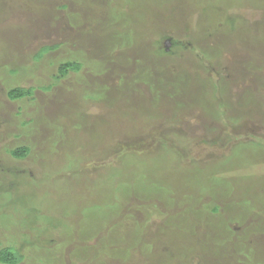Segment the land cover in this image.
Here are the masks:
<instances>
[{
	"label": "rangeland",
	"instance_id": "rangeland-1",
	"mask_svg": "<svg viewBox=\"0 0 264 264\" xmlns=\"http://www.w3.org/2000/svg\"><path fill=\"white\" fill-rule=\"evenodd\" d=\"M124 18L128 28L122 26ZM131 19L143 37L135 32L123 41L117 34L131 33ZM54 44L61 46L34 59L42 46ZM97 44L103 52L93 51ZM262 55L264 0H0V223L4 213L23 217L22 207L12 202L17 199L47 206L44 211L52 216L49 227H42L45 233L36 237V230L27 231L45 249L13 241L26 255L19 264H153L158 256L141 248L143 240L158 253V241L170 252L175 240L186 246V254L194 253L197 264H264V200L246 206L236 190L226 188L194 201L183 196L184 187L169 202L160 192L155 197L127 194V185L114 186L122 175L133 180L138 170H169V163L176 176L216 169L226 178L248 175L264 182ZM78 58L80 73L55 80L59 62ZM178 75L182 85L174 86ZM187 81L191 100L180 109ZM14 86L35 89L13 101L7 93ZM109 86L118 101L114 104L80 98L87 89ZM158 94L167 116L146 132L127 134L125 127L133 123L123 118L125 113L146 109ZM177 105L181 112L175 115ZM75 119L82 122L79 129L64 125ZM64 127L70 137L59 146L71 151L66 158L50 152ZM22 145L31 146L30 155L11 157L8 150ZM234 151L240 155L220 162ZM128 152L137 157L122 165ZM112 169L119 175L113 177ZM189 173L190 180L205 181L202 170ZM110 184L108 204L117 202L121 209L102 222L106 209L97 203H103L99 199ZM89 191L96 205L86 200ZM214 203L224 214L200 209ZM35 226L41 229L40 223ZM186 228L189 236L183 235ZM6 231L0 232V248L9 244ZM218 240L232 242L219 245ZM242 241L249 248L240 250ZM120 248L123 256L129 252L127 259L116 256ZM158 255L157 264L167 263L164 254Z\"/></svg>",
	"mask_w": 264,
	"mask_h": 264
},
{
	"label": "trees",
	"instance_id": "trees-1",
	"mask_svg": "<svg viewBox=\"0 0 264 264\" xmlns=\"http://www.w3.org/2000/svg\"><path fill=\"white\" fill-rule=\"evenodd\" d=\"M128 20L126 18H124V24H122V26H124V27L127 26V28H128V25L126 24V21H128ZM140 20H142V19H140ZM131 22H133V24H132V28L130 29V31H131V33H133V35H131V33L129 34V32L126 34V31L124 32L125 34H122V33H120V34L118 33L117 34V36L121 37L123 39V41L126 40L127 38H130L131 36H134L135 32H136L137 35H139V34L141 35V33H140L141 31L139 32V30H142V29L140 27H139L140 29L138 28L139 24L138 23L135 24V22L132 21V19H131ZM133 25H135V26L133 27ZM129 26H130V24H129ZM109 37H112V35L109 34ZM140 37H143V36L141 35ZM113 44H116V43H113ZM60 46H61L60 44L44 45L35 54L34 59L35 60H41L42 58H44L46 56V54H48V53H50L52 51H56ZM96 46H95V48H93L94 49L93 51H96L97 48H100V50L102 52L104 51V48L100 47L99 44H97ZM106 47H108V45H106ZM104 54H106V52ZM263 58H264V56H263ZM263 62L264 61H262V63ZM182 67H183V65H182ZM82 68H83V63L80 62L79 58H78V60H76V59L75 60L74 59H68V60H65V61H61V62H59V65H58V74L54 78H55V80H61V79L67 78L72 73H80ZM9 72L13 73V72H15V70H13V72L11 70H9ZM169 75L170 74H168V76ZM180 77H181V75H178V76H176L177 79L174 78V80L172 82V84L174 86L182 85L181 84L182 79H179ZM143 82H147V78L144 79ZM190 82L187 81V83H185L184 90L186 91L187 94H185V97L182 96L184 98V100H186V104H182L181 105L182 108H180L179 105H177L175 107V110L173 109V112H172V113L176 112L175 115H178V113L181 112V111L179 112V110H178L179 108L180 109H184L185 107L189 106L188 105L189 102H187V101L191 100V98L188 96L190 94V91H188V90L189 89L192 90V88H190V85H189ZM70 88L71 87H68V89H70ZM100 88H101L100 91L87 89L88 92L85 94V96H80V98H87L89 100H96L97 99V100H101V102H107L108 101L110 104L116 103L117 100H115L116 97H115V94H114V89L111 86H109L107 89L103 88V87H100ZM34 89L35 88L33 86H31V87H23V86L11 87L8 90V93H7L8 94V98L10 100L16 101V100H20V99H23V98H26V97H30L31 95H33ZM177 91H180V90H176L172 94H170L171 98L173 96H175V92H177ZM199 93H198V95L197 94L196 95L199 96ZM80 94H84V93H80ZM191 94L193 95V97L196 98V96L192 92H191ZM75 97L79 98V96H75ZM156 97H157V99H156ZM156 97H155L156 101L153 102L151 104V106L147 107V106L143 105V106L146 107V109H142L141 111H138L139 107L137 106V107L134 108V113H133V111L129 112V113L128 112L125 113L127 115H124L123 118H126L129 121L132 120L131 122L133 123L129 127L128 126L125 127L124 131L127 132V134L128 133L134 134L137 131H145L146 132L149 129L148 125L152 124L153 127H156V126H158L157 122L160 119H163V117H165V115L167 116V114L162 109V105L159 102V101L163 100V98L158 99L159 94ZM77 103L79 104L78 101H77ZM191 104H193V103H190V105ZM129 114H131V115H129ZM78 115H80V114H78ZM75 121H76V123H75ZM75 121L74 122H72V121L68 122V123H66L64 125H68V127L71 128V129L75 128L74 129V131H75V130L79 129V128H76V127H79L81 125V123H82V122L79 121V119H75ZM70 124H72L73 126L71 127ZM64 129H65L66 133H65ZM64 129L61 130V128H60V130L63 133H60L59 136H58L57 141L53 142L54 144H53V147H51L50 152H53L51 154H56V155H61L62 154L64 156V158H66L65 154L67 152H71V151L70 150H66V149L63 150V149H61L62 146H59L60 143H67L68 140H66V139H68L70 137V136L66 135L67 133L69 135V132L67 131L68 128L64 127ZM153 133H154V131L152 132V130L149 132L150 135L153 134ZM60 137H62V138H60ZM57 146L60 148V150L55 152V148ZM117 146H119V145L117 144ZM77 147L79 148L80 144L77 145ZM130 147L131 148H129V149H131V151H133V149H136L135 146H133L134 148H132V146H130ZM80 148L83 149V150L86 149L85 146H81ZM31 151H32V149H31L30 145H22V146H18L16 148H14V149H9L8 153L10 154L11 157H13L15 159L23 160V159L27 158L30 155ZM118 153H121V151L118 152ZM132 153L128 152L127 154L126 153L122 154L123 155L122 156L123 157L122 158V161H123L122 165H124V162L126 163L125 160H127V159L130 160V159H132V157L136 156L135 152L133 154ZM238 154H239L238 151L237 152L234 151L231 156H229V157H227V159H225L226 161L225 160H221L220 162L221 163L223 162L225 164H226V162L229 163L231 157L235 158ZM71 158L72 157H68L67 158L68 161ZM135 159L136 160H140L139 158H135ZM231 162H232V160H231ZM169 164L171 166V163H169ZM170 166H168L169 170L166 169L167 166L160 167V168H157L159 166H154L156 169H151V171L149 170V171H146V172L144 170H143V172L138 170L137 171V175H136V177H134L133 180H132V178H130V179L129 178H125L122 175L121 178L118 180L119 184L114 185V186H118L119 187L121 185H127V188H128L127 190H129L128 192H126L127 194H132V193L134 194V193H136V191H139V192H142V193L146 194V196H152L153 197L154 195L156 196V194L160 192V193H162L163 197L165 198V201H169V202H171L172 199H174V197H172L173 193L177 192V193L181 194L184 187H186L187 190L184 193L185 195H183V196L185 198L188 197L189 199H193L194 201H199L201 199L200 196H202L204 194H206V195H210L211 194L213 196H217V194L220 193L221 189H226V188H228L229 190H236L237 191L236 193H237L238 197H243V199L241 200L242 201L241 203H245L246 206L247 205L250 206V204L256 205V203H258V202L260 204V201L264 200V182H260V183L255 182L254 181L255 177L252 178V177H250L248 175L247 176L240 175L238 177L236 176V178H234L235 176L226 178V177L218 175V173L216 172V169L215 170L212 169V170H209V171L206 172V171H204L203 169H200V168L199 169H192V170H184L182 173L180 171V174L178 176H176V171H174V169H172ZM64 169H66V168H64ZM113 169H114V167H113ZM113 169H112V171H113L112 172V176L116 177L119 174L114 172ZM116 169H117V167H116ZM200 170H202L204 172L202 177H203V179L206 182L202 181L201 180L202 178H200L198 182L197 181H192V180H190L188 178V174H190L189 172H194L195 175H196V172L199 173ZM167 171H168V175L165 174V176H164V172H167ZM170 171L172 172V176L171 177L169 176V172ZM132 181H134V182L132 183ZM111 186L112 185L110 184L109 188H106L104 190V193L101 195V199H99V200H102L103 203L104 202L105 203L104 204L103 203H97L99 207H101L100 205H102L106 209V215H105V217H103L102 222H104V218L108 219L109 216H111V213L113 212V209H114V211H118V212L121 209L120 205H118L117 202L116 203L113 202V203L108 204V201L110 200V197H111V190H112V189L110 190ZM114 186H112V188ZM260 186H261V188H260ZM2 188L4 189V187H2ZM87 190H88V188H87ZM7 191L8 190L4 189L3 193H5L4 194L5 197L9 198L10 194H8ZM85 194H86V200L88 201V203L92 204V205L93 204L96 205L95 200L93 198H91V196L89 195L90 191L87 192V193L85 192ZM196 194H199V195H196ZM22 200L25 201L24 199H22ZM19 201L17 199L16 201L13 200L12 202L22 207L21 213L23 214V217L19 218L20 215L17 216L16 213H14L17 216V218H18L17 220H15L13 218L15 216L14 214L7 215V214L4 213L3 218H2L4 223L3 224L0 223V232H1L2 229L3 230H7L6 232L9 233L8 237L12 238V239L10 238L8 240V243H9L8 245L0 248V264H19L20 262H22L24 260V258H25L24 256H26V255H24L20 251V246L17 245L16 242H13L17 238L20 239V241H21L20 243L23 246L26 245V244H31V245H34V247L36 249H40V248L41 249H45V248H43L44 247L43 244L41 245L40 242L37 241V240H39V238L38 239L35 238V240H36L35 241L34 238H32V235H29V233L27 231L28 230H30V231L36 230L37 231V234H36L37 236L36 237H38V236H40V234L46 232L45 230H42V227L43 228H48L49 227L48 222H50L52 220V216L49 215V213H45V211H47V209H49V207L41 206V205L37 206L39 204H37L35 201L25 202V203L20 201V204H19ZM110 202H111V200H110ZM112 204H114V205H112ZM220 208H221L220 204H217V203L215 204L214 203L212 205H208V204L203 205V208H200V209L207 210V211L209 210L214 215L215 214L216 215L224 214L222 212V210L220 211ZM38 210H41V211L45 210V211H44L43 214H38L37 215L36 213H37ZM28 214L29 215H34V217H30L28 219L24 218V215L26 216ZM9 219H11V220H9ZM179 222L178 223L175 222L174 225L176 227H179V225L181 226V224H179ZM227 222H226V225H227ZM35 223H40V228L41 229H39V227H36ZM41 223L43 224V226H41L42 225ZM64 225L66 226V225H69V224L68 223H64ZM69 226L71 227V225H69ZM71 228H73V227H71ZM87 233H89V232H87ZM181 235H182V233H181ZM183 235H185V236L188 235L189 236L190 235V230L189 229L187 230V228H186V231H185V233ZM215 238H216V236H215ZM215 238H214V240H215ZM138 239H141V238L139 237ZM174 241L175 240L172 241V247H173L172 250L173 251H170V252H167V251H169L168 250V246H165V247L161 246V245H164V244H162L161 241L157 242V247L159 245H160L159 247H161V253L153 252V250H154L153 247H155V245H153V244L149 245V243H147L144 240L141 241L142 243H144L141 248H145L147 251L149 250V253H150L149 255H153V257H155V256L156 257L157 256L161 257L162 255H158V254H164L165 258L167 259V263L165 262L166 264H178V263L179 264H197V261L194 260L195 257L193 258L194 253L191 254V256H189L188 254H186L184 252V250H186V249L183 250V248H185L186 246L182 247V246H180V244H178V245L174 244ZM226 242H227V240H222V241L218 240V242H216V244L222 245V244H225ZM230 242H232V241H228L227 243H230ZM246 242L242 241V243L240 245V248H241V246H242V248L240 250L246 249V247L249 248L248 245L246 244ZM212 243H213V241H212ZM207 245L210 246V244H208V243H207ZM121 246H123V245H121ZM209 248H211V247H209ZM110 249L112 251H114L115 246L112 245ZM122 249L123 248L119 249V251L117 252L118 254L116 256H121L122 257L124 255V251L123 252L121 251ZM212 249H214V248H212ZM99 253H104V252H99ZM106 253L108 255L112 254V252H109V251H107ZM178 254H179V256H178ZM129 256H130L129 252H127V254L125 256H123V257L127 259ZM180 256L182 258L181 259L180 258L177 259V257H180ZM96 257H97V255H96ZM158 257H157V260H155V261L151 260L153 262V264H157V261L159 260ZM173 258L175 259L174 261H173Z\"/></svg>",
	"mask_w": 264,
	"mask_h": 264
}]
</instances>
